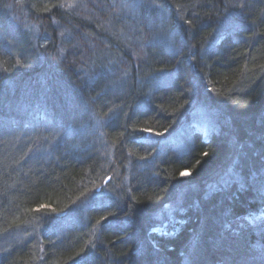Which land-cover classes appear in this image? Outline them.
Here are the masks:
<instances>
[{"label": "trees", "instance_id": "trees-1", "mask_svg": "<svg viewBox=\"0 0 264 264\" xmlns=\"http://www.w3.org/2000/svg\"><path fill=\"white\" fill-rule=\"evenodd\" d=\"M154 1L134 26L144 55L113 46L126 64L115 92L72 62L97 25L61 0H0V264H264V0ZM53 20L74 29L59 56ZM194 103L209 124L180 152L159 137Z\"/></svg>", "mask_w": 264, "mask_h": 264}, {"label": "rangeland", "instance_id": "rangeland-1", "mask_svg": "<svg viewBox=\"0 0 264 264\" xmlns=\"http://www.w3.org/2000/svg\"><path fill=\"white\" fill-rule=\"evenodd\" d=\"M61 1L62 2L60 5H62L61 9H63V11H65L66 13L71 12L76 17L83 18L84 20L89 22L91 21L93 25H97L96 31L98 32L99 38L90 39L91 37L89 38L88 35L85 34L84 36L90 39H85V41L88 42L89 45L87 46L86 44L85 47H81L84 49L83 52L79 55V59L73 58L72 60L76 67H79V70L81 71L79 74H82L86 77V79L91 80V83L93 79L99 75L102 79L105 80L107 84H109L107 88L108 90L113 91L114 89L115 92H117L118 90H116V87L121 86V83H123L125 80L123 70L126 64L125 60L123 61L121 57L117 58L114 56L112 52L113 50L116 51V49L113 46L115 43H117L118 45L124 44L125 46L129 47L132 50V56H134L133 60H137L139 59L138 57L143 56L146 43L142 42L141 39L144 34L142 32L140 33L141 38L139 40L140 35H134V26L136 25L135 23L137 22V20L141 19L142 17L147 18V15L151 14L150 10L152 8L155 7L157 9V4L154 0H130V4L128 2H121V4L117 3L109 5L107 8H105V10L103 9L104 13L106 14L103 15L101 13L102 11H100L99 9V0ZM141 7L145 8L144 16H142L144 13L140 12ZM161 15L162 14L159 12L158 28L160 27L161 30H164L165 28L166 30H169L167 25L164 28V24L162 23V21H160L162 19ZM8 18H10V21L12 23L18 25L19 29L22 28L24 31L29 33L34 45L42 42L47 36V31H45L44 27L40 25V21L31 17L28 11L24 10V8L21 6H13V8H10V14ZM92 24L90 25L93 26ZM52 25L58 29V38L60 41L58 42L59 44L57 48V55L59 56L60 52L61 54L65 52V48L62 42L66 43L67 41H70V35L74 31V29L72 27L66 28L64 27L65 24H59L56 20L52 21ZM145 37L148 38L147 34L145 35ZM130 43H132V45ZM134 43L135 45L133 46ZM93 56L100 57L102 59V62L105 63L102 66L95 68L96 62ZM98 68L104 69L105 74L109 77L104 75L102 72L97 71ZM206 112L207 109L204 108L203 105L194 103L191 109L192 119H190L189 122H182L179 127H176L166 135L159 137V139L161 138L163 142L167 141L168 145H171L172 148H176L181 152L190 143L189 134L192 132L193 128H199L200 130L206 131L207 125L209 124V119L207 118ZM91 123V125H93L91 130H98L97 124L93 123V121ZM145 136L154 138L157 137L153 133H145ZM109 151L110 150L108 149V153L110 154ZM128 171L129 166L126 170V166L124 165L120 176L121 182H126V175ZM110 182L111 177L107 176V178L98 186L96 192L90 194V196L86 198V201L85 203H83L82 207L84 208L87 205L92 204L94 202V198L97 199L103 194H106V191L108 189L107 184H110ZM170 206H172V204L163 206V210L159 212L160 214L158 215V219H160L161 223L167 221V217L171 215L170 211H172V208ZM260 255L261 254H257L256 256Z\"/></svg>", "mask_w": 264, "mask_h": 264}, {"label": "snow or ice", "instance_id": "snow-or-ice-1", "mask_svg": "<svg viewBox=\"0 0 264 264\" xmlns=\"http://www.w3.org/2000/svg\"><path fill=\"white\" fill-rule=\"evenodd\" d=\"M182 175L183 176H188V175H190V173L189 172H184V173H182Z\"/></svg>", "mask_w": 264, "mask_h": 264}]
</instances>
